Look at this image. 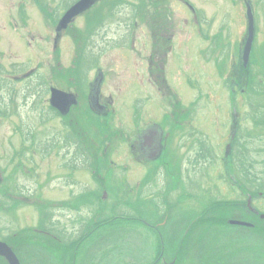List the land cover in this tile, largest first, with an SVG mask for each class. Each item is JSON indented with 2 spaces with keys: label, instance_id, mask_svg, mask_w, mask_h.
<instances>
[{
  "label": "rangeland",
  "instance_id": "obj_1",
  "mask_svg": "<svg viewBox=\"0 0 264 264\" xmlns=\"http://www.w3.org/2000/svg\"><path fill=\"white\" fill-rule=\"evenodd\" d=\"M42 1V5L51 2ZM244 2L251 5L255 19L246 106L243 100L240 103L239 93L230 91L244 77L239 55L247 34ZM39 3L0 0V182L8 190L16 187L23 193L17 195V207L12 211L6 210L7 203L0 207V239L11 240V235L28 231L24 234L27 243L34 236L41 237L36 229L61 230L67 236L56 232L52 240H57L65 258L61 256L62 262L45 260L47 264H152L161 250L155 228L169 217L166 211L176 208L175 213L191 222L199 215L198 221L223 220L227 214L221 209L213 212L211 207L245 203L239 184L264 178V109L262 114L254 112L256 106L264 108V0H119L115 21L105 19L104 34L92 38L95 45L87 52L75 41L80 35L54 34L47 28ZM150 42L148 53H156L157 44L163 48L166 43L170 48L166 55L160 50L162 59L152 57V68L163 73L151 71L149 80L143 78L147 73L143 44ZM96 64L103 72L101 82L96 79ZM88 72L83 86V75ZM88 82L93 88L90 93ZM52 86L73 97L66 113L51 108ZM93 94L94 100L109 108L102 117L106 126H97L98 119L91 115L87 117L89 126L82 123L79 131L86 128L93 145L102 139L105 127L106 136L113 138L94 150L97 172L89 166L91 158L81 160L76 143L66 140L71 130L67 122H76L91 110L90 105L95 107ZM171 96L185 114L182 120L179 117L180 139L174 136L167 141L168 158L132 157L125 139L126 133L134 132L133 108L138 106L142 113L140 126L145 130L139 135L161 127L165 133V121L170 127L176 125L167 115ZM234 114L241 116L240 125L246 130L250 173L241 176L235 170L231 175L225 171L228 127L230 122L239 123L233 120ZM204 143L218 156L204 153ZM160 155L164 157V152ZM252 172L259 176L250 175ZM250 184L255 185L250 190H258L257 184ZM247 193L257 196L248 189ZM253 203L264 206V199L254 197ZM114 215V221L99 228L80 247L68 246V241L82 233V226L86 232L95 221ZM236 230L239 228L225 227L220 236ZM254 238L258 245L259 237L250 240ZM200 240L198 248L196 243L187 246V235H175L173 240L166 234L163 251L167 256L179 250L173 260L182 257V264H205L207 250L201 248L221 251L223 243L219 238ZM259 241L262 249L256 253H261V263L247 249L249 241L246 248L237 243V255L247 251L246 264H264V241ZM179 243L183 245L180 249ZM198 249L201 256H197ZM0 264L6 263L0 259Z\"/></svg>",
  "mask_w": 264,
  "mask_h": 264
},
{
  "label": "flooded vegetation",
  "instance_id": "obj_2",
  "mask_svg": "<svg viewBox=\"0 0 264 264\" xmlns=\"http://www.w3.org/2000/svg\"><path fill=\"white\" fill-rule=\"evenodd\" d=\"M51 2L48 3L47 5L43 3L42 5V0H38L40 2L39 4L41 6V14H42V19L49 30H51L52 33L54 34H74V35H80L75 41L81 42L79 45L85 49L87 52V49L95 43L93 42V37L94 36H99V38L102 37L105 31V19L109 21V19H114L115 21V14L118 9V3L119 0H90V3L88 5H83V9L72 16L67 22H63L62 19L64 15L67 13V11L75 5L78 1L80 0H50ZM151 16V15H150ZM150 19V17H149ZM150 20H148V23ZM149 33V32H148ZM151 33V32H150ZM83 35L85 36V39L87 36H89L88 41L85 42L83 39ZM150 39V36H148ZM149 47V48H148ZM157 52L152 53V50L150 53L149 50L151 49V42L150 44H143V51H145L144 55V61L146 63V75L143 78H148L149 80L151 79V71L157 72V73H163L162 70L158 69H153L151 66V63L154 62L152 57L154 56L156 58L155 61H158L159 59H162L161 56V51L166 52L167 49L170 47L166 46L161 47L160 44H157ZM161 50V51H160ZM91 56L90 52H88ZM147 57V58H146ZM98 59H96V62ZM165 64V63H164ZM156 67V66H155ZM157 68V67H156ZM96 69V79L97 81L101 82L103 80V72L101 71V68L99 64L95 66ZM163 69V68H162ZM93 70V69H91ZM90 70V71H91ZM89 71V72H90ZM167 75L169 72V69L166 68ZM89 72L86 75H83V78L87 79L89 76ZM138 73V72H137ZM164 75V74H163ZM161 76V75H160ZM147 79V80H148ZM164 80V78H163ZM88 81V79H87ZM96 83V82H95ZM242 82L241 79L237 81V83H234V88L232 89L233 92H236V90L239 88V93H240V103L242 104V100L246 106L247 104V98H246V90L244 89V86H241ZM89 85V93L91 92V85L88 82ZM247 86V85H246ZM245 86V87H246ZM95 87V86H94ZM95 94L92 95V102L96 103L94 105L95 107L92 108L90 105L91 109L98 113V114H104L108 112L109 108L105 106L106 104L103 102H98L93 99ZM174 96H171V101L170 103V109L171 111L167 112L168 117L171 119V122L176 123L174 127L171 124V127L169 126V123L165 121V129L167 132H162L164 128L161 127V129L153 130V129H146V133H143L139 135L140 132H143V129L140 126V122L142 121V113L139 111L138 106L136 108H133V120H134V125L132 127V130L134 131L133 134L130 136L126 133V139L125 142L126 144L132 149V157L134 158H168V153L169 150L167 149V141L173 140L174 136L176 138L180 139L179 133H181V129H179V117L182 120V116L185 114L182 111L180 112V109L177 107L179 105V101L177 99H173ZM238 104V100L236 98V106ZM262 109L263 107H259V110L262 114ZM57 113H59L57 110H55ZM241 116H235L233 117V120H239ZM165 120V116H164ZM232 120V121H233ZM176 121V122H173ZM178 122V123H177ZM233 123V124H232ZM231 128V129H230ZM228 130H231V135L229 138V142L226 144L228 147V150L226 151V154H224V160L226 159V168L228 174L231 175V173L235 170V173H238V176H241V174H244L249 172V169L247 170V165H246V148L244 141L246 139V130L242 128V125H240V120L239 123L237 121L230 122V127H228ZM164 131V130H163ZM197 131V130H196ZM262 131V130H261ZM194 132V131H193ZM199 132V131H198ZM197 132V133H198ZM158 134L160 137H158ZM264 134V132H263ZM261 134V137L263 136ZM137 135V136H136ZM131 136L133 138H131ZM136 136V137H135ZM135 139L138 140L139 146L135 142ZM210 146L209 144H202V151L210 155V157L215 158L216 155L215 152L208 147ZM164 152V157L160 155V152ZM138 153H141L142 155H139ZM88 157H91L90 155ZM147 161V160H146ZM226 173V172H225ZM250 173V172H249ZM254 177H258V174H252ZM256 184L258 185V190H257V196L262 197L264 199V178H260L257 180ZM252 184H244L240 185L239 184V189H240V196L245 200V203L241 202L239 203L238 206H220L219 208L214 206L211 207L213 212L215 211H220L223 210L227 216L223 220H215L214 218H208L206 216V221H198L200 220L201 215L197 216L199 219H195L191 222V220H188L187 218H183V214L181 215L179 213H175V209L173 208L170 212L166 211L169 214V217L165 218V221L158 225L155 230L157 231L158 234V242L160 246V251L155 254V258L153 259L152 264H182L183 258H179L178 260L174 261L173 256L179 250H177L174 254H170V256L165 255V250L163 251V240L166 237V234H168L169 239L174 240V236H186L187 235V246H191L192 243H196L198 248L200 244V238H209L210 241H213L216 238H219V240L222 241V250L221 251H208L210 246H203L201 250H207V257L203 260V263H206L207 259H212V262L210 264H246L245 260L248 258L247 256V251L240 252L237 255V243H242L245 245L244 248H246V242L249 241V244H247V249L251 250V253L254 251L256 253L257 250L262 249L260 245L259 240L264 241V206H254V203L251 204V202H254V198H250L249 194L247 193V189L250 190ZM256 188V187H255ZM21 200V197H20ZM230 205V204H229ZM235 207L236 211L233 212L232 208ZM181 216V217H180ZM179 217V218H178ZM173 218H177L175 220H171ZM245 218V219H244ZM250 218V219H248ZM242 219L246 221H242ZM139 220V219H138ZM140 221V220H139ZM141 222V221H140ZM146 226H151L150 224L147 225L148 223H142ZM50 227V225H48ZM235 227L239 228V230L232 231L234 233H226V237L220 236L222 232H224V228L227 227ZM83 228V226H82ZM35 230V229H34ZM36 233H39L41 237L39 236H34L31 241H33L34 244H27L24 242V234L20 233L18 236L19 238V249L21 250L20 258L22 261V264H39L38 263V257L40 256L42 259L43 264H47L45 260H53L55 261L54 257L59 256L58 260L62 262L61 256L65 258L63 254H61L62 250L56 251L55 246L52 244H49L48 250L47 251H32L29 252L30 249L33 247L34 248L40 249L39 245L37 244L38 239H42L43 241H49V239H55L56 238V230L51 231L50 229H36ZM58 234L61 235L63 234L64 236H67V234L63 231H58ZM15 235V234H13ZM247 235V239L244 238V236ZM230 237V238H229ZM251 237H259L258 240V245L256 243V239L254 238V241L252 242L250 240ZM213 238V239H212ZM181 239V237H180ZM0 240H6V238L0 239ZM231 240V242L229 241ZM243 241V242H242ZM55 242V241H54ZM254 243V244H253ZM203 244V243H202ZM181 245V246H180ZM29 246H32L29 249ZM179 249L180 247L182 248V244L179 243L178 245ZM43 248V246H41ZM43 250V249H42ZM67 255H70L67 253ZM197 256H201V251L198 249ZM49 257V258H48ZM233 258V261H232ZM255 261L256 263H261L260 258H261V253H256L255 254ZM56 262V261H55ZM51 264H55L52 262Z\"/></svg>",
  "mask_w": 264,
  "mask_h": 264
},
{
  "label": "trees",
  "instance_id": "obj_3",
  "mask_svg": "<svg viewBox=\"0 0 264 264\" xmlns=\"http://www.w3.org/2000/svg\"><path fill=\"white\" fill-rule=\"evenodd\" d=\"M253 62H254V59L251 57L248 69L243 68L242 65L240 66L241 71L243 73L247 74L248 80H249V73H250V71H249L250 65H252ZM235 70L236 69H234L232 71L233 76L236 75V73H235L236 71ZM231 77L229 78L230 82H231ZM78 81H79V83L82 84L81 79H78ZM85 83H86V79L83 78V86L85 85ZM83 90H85L84 87H83ZM91 115H95V114H93L90 110H87V111H85L83 113V116H80L82 118L79 117L80 119L77 118L75 120L76 122H73L71 120H69L67 122V125L69 124V127L71 128V130H70L69 136L66 137V140L69 141V142H72V143L73 142L76 143V145H77L76 149H78V151H79L78 155L81 156L82 158H87L89 155L93 154L94 153L93 150H95L97 148V145L99 143L100 144H104V143H106V141H109V142L113 141V138H112V136L110 134L108 136H106L107 131H106V127H105V130H102L103 131L102 139L100 141L96 140V143H97L96 145H93V144L90 143V137L88 136L87 133H85V131H87V130H86V128H84V126L85 125L89 126V122L87 120V117H89ZM96 119H98V121L96 123L98 126H102V124L104 126H106V124H104L105 122L101 121L99 118H97V116L95 117V120ZM77 120L80 121L81 123H79ZM82 123L85 124V125H83V128L85 130V131L83 130V133L81 131H79V129H82V126L80 125ZM48 151H49V149L47 150V153H48ZM251 183H255L256 184V182L253 181V180H251ZM4 188H5V185H3L0 182V207L1 206L5 207L4 203H7V205L5 207L6 210H7V208H10V209L13 208V206H14V208H16L17 207L16 204L18 203V201H16L17 195H20V194H23V193L21 191H19V189L16 188V187H12L11 188L13 191L8 190V188H5V189ZM253 194H254V192H253ZM79 200L83 201L82 199H79ZM8 201L11 204H9ZM219 205L226 206L227 204L224 202V203H219ZM7 206H9V207H7ZM115 219H116V217H110V218L103 219L101 221H97L96 223H94L92 225V227H90L85 233H83V236H79L78 238H75L72 241H70L68 243L69 244L68 246L79 245V247H80L82 241H85L86 239H88V237H90L93 233H95L99 228L104 227L105 225L111 223ZM10 243L13 246H16L13 243V241H10ZM74 256H75V253L73 252L71 254V258L73 259Z\"/></svg>",
  "mask_w": 264,
  "mask_h": 264
},
{
  "label": "water",
  "instance_id": "obj_4",
  "mask_svg": "<svg viewBox=\"0 0 264 264\" xmlns=\"http://www.w3.org/2000/svg\"><path fill=\"white\" fill-rule=\"evenodd\" d=\"M90 0H80L73 5L64 15L62 21L67 22L72 16L79 13L83 9V5H88ZM246 17H247V35L242 52L243 65L247 66L251 52L253 37H254V17L250 4H246ZM51 105L61 112H66L74 101L71 94L65 93L56 88H51L50 96ZM0 255L4 257L9 264H20L15 253L5 243L0 242Z\"/></svg>",
  "mask_w": 264,
  "mask_h": 264
}]
</instances>
